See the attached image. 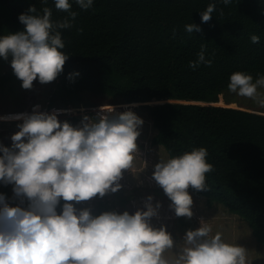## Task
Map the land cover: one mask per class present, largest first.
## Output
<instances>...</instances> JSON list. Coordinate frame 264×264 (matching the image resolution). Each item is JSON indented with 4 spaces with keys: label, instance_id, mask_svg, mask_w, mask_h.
Listing matches in <instances>:
<instances>
[{
    "label": "clouds",
    "instance_id": "clouds-1",
    "mask_svg": "<svg viewBox=\"0 0 264 264\" xmlns=\"http://www.w3.org/2000/svg\"><path fill=\"white\" fill-rule=\"evenodd\" d=\"M231 2L222 0L225 6ZM75 3L82 10L93 6V0ZM54 5L67 13L62 20L53 21L49 7L38 11L33 5L18 17L23 30L0 35V58L11 57L10 66L25 90L37 80L54 82L69 58L62 51L61 30L73 26L77 12L70 0H54ZM216 10V4L210 3L199 12L202 23L209 22ZM185 31L191 34L201 28L189 23ZM250 39L259 43L256 35ZM205 52L202 45L189 68L211 66ZM227 88L264 110V75L257 73L254 79L236 71ZM39 108L0 117L22 121L11 136V146L0 143V184L11 185L13 193L11 198L0 193V264H251L245 247L226 242L203 219L177 243L165 226L152 224L161 207L159 202L153 205L152 196L144 202L146 210L132 214L125 210L93 215L90 208H77L122 187L124 172L136 167L143 120L131 110L116 112L103 106L95 117L85 116L74 126L58 119L65 110L49 113ZM207 157V149L199 147L160 158L154 165L152 179L170 199L169 208L177 217L193 216L190 187L209 188L206 174L214 168ZM145 166L143 162L140 171Z\"/></svg>",
    "mask_w": 264,
    "mask_h": 264
},
{
    "label": "trees",
    "instance_id": "trees-1",
    "mask_svg": "<svg viewBox=\"0 0 264 264\" xmlns=\"http://www.w3.org/2000/svg\"><path fill=\"white\" fill-rule=\"evenodd\" d=\"M70 3L77 16L61 30L62 51L69 55L56 79L61 101L75 104L85 90L122 103L163 101L145 105L152 143L168 157L206 148L214 168L206 174L209 188L189 190L238 215L264 245V112L213 104L219 95L231 101L232 73L264 75V0L228 6L222 0H93L88 10ZM210 3L217 10L202 23L199 12ZM33 5L49 7L53 21L67 15L54 0H0V35L23 30L18 17ZM189 23L201 31L187 33ZM252 35L259 43L251 42ZM202 45L212 64L193 70L189 61ZM6 81L0 78V86Z\"/></svg>",
    "mask_w": 264,
    "mask_h": 264
},
{
    "label": "rangeland",
    "instance_id": "rangeland-1",
    "mask_svg": "<svg viewBox=\"0 0 264 264\" xmlns=\"http://www.w3.org/2000/svg\"><path fill=\"white\" fill-rule=\"evenodd\" d=\"M10 60L11 57L8 61L0 58V78L7 77L5 84L0 86V117L31 113L34 106L39 105V110L42 112L50 113L53 109L65 110L58 116V119L61 122L67 120L76 126L85 116L95 117L103 106H112L116 112L131 110L143 120L137 139L139 157L136 160V167L133 172H124L120 180L122 187L117 192H109L102 198L96 197L91 201L81 202L76 205L77 208H90L93 215H99L104 211L123 213L125 210L132 214L138 209H144L146 198L152 196L153 205L155 206L157 202L161 205L158 209V216L152 218V224L155 227L165 226L177 243L182 241L187 230L198 228L203 219L212 226L213 233L217 231L222 233L226 242L245 247L248 250V259L251 264H264V245L255 239L251 228L242 218L229 212L221 203L210 201L207 197L197 195L188 189L193 198V216L190 219L177 217L174 210L169 208L170 199L152 179L154 165L159 162L160 158H168V153L163 146L152 143L151 139L155 130L145 107L146 104L163 101L122 103L113 97L85 90L81 91V98L75 104L64 103L59 94L55 93L57 80L47 84H41L37 80L33 82L31 90L23 89L22 82L13 73ZM227 94L231 97L229 103L225 102L222 95H219V99L229 104L228 106L264 112L250 99L239 97L229 91ZM19 123L22 121L0 120V143L4 146H11V136L19 130L17 128ZM143 162L146 166L140 171ZM0 193L11 198L12 186L0 184Z\"/></svg>",
    "mask_w": 264,
    "mask_h": 264
},
{
    "label": "bare ground",
    "instance_id": "bare-ground-1",
    "mask_svg": "<svg viewBox=\"0 0 264 264\" xmlns=\"http://www.w3.org/2000/svg\"><path fill=\"white\" fill-rule=\"evenodd\" d=\"M156 102H158V101L156 100ZM135 103H137V102H131L130 104H135ZM213 103H215V104L217 103V104L222 105V106H228L229 105V104H226L222 99H219L217 102H213ZM230 106H232V105H230Z\"/></svg>",
    "mask_w": 264,
    "mask_h": 264
},
{
    "label": "water",
    "instance_id": "water-1",
    "mask_svg": "<svg viewBox=\"0 0 264 264\" xmlns=\"http://www.w3.org/2000/svg\"><path fill=\"white\" fill-rule=\"evenodd\" d=\"M180 102H183V101H180ZM200 103V102H199ZM202 104H205V102H203Z\"/></svg>",
    "mask_w": 264,
    "mask_h": 264
}]
</instances>
